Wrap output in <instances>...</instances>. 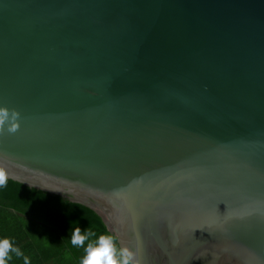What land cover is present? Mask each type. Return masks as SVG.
I'll use <instances>...</instances> for the list:
<instances>
[{"label": "water", "instance_id": "1", "mask_svg": "<svg viewBox=\"0 0 264 264\" xmlns=\"http://www.w3.org/2000/svg\"><path fill=\"white\" fill-rule=\"evenodd\" d=\"M5 110L0 171L136 264H264V0H0Z\"/></svg>", "mask_w": 264, "mask_h": 264}, {"label": "trees", "instance_id": "2", "mask_svg": "<svg viewBox=\"0 0 264 264\" xmlns=\"http://www.w3.org/2000/svg\"><path fill=\"white\" fill-rule=\"evenodd\" d=\"M75 227L87 236L82 246L71 243ZM101 235L120 249L91 207L10 178L0 186V241H9L10 264H81L87 246ZM38 236H43L40 243Z\"/></svg>", "mask_w": 264, "mask_h": 264}, {"label": "clouds", "instance_id": "3", "mask_svg": "<svg viewBox=\"0 0 264 264\" xmlns=\"http://www.w3.org/2000/svg\"><path fill=\"white\" fill-rule=\"evenodd\" d=\"M12 115L18 119L19 114L15 110H5L0 112V118L4 121ZM17 126L8 129L10 132H15ZM7 180V176L3 171H0V186H3ZM86 235L81 234V229L75 227L72 230L71 243L74 246L84 245ZM10 248L8 240L0 241V264H4V256ZM81 264H136L135 253L128 247H122L119 250L115 247L111 237L101 235L95 245H88L85 250V256L82 258Z\"/></svg>", "mask_w": 264, "mask_h": 264}, {"label": "crops", "instance_id": "4", "mask_svg": "<svg viewBox=\"0 0 264 264\" xmlns=\"http://www.w3.org/2000/svg\"><path fill=\"white\" fill-rule=\"evenodd\" d=\"M10 264L11 263V259H10V253H6L4 256V264Z\"/></svg>", "mask_w": 264, "mask_h": 264}, {"label": "rangeland", "instance_id": "5", "mask_svg": "<svg viewBox=\"0 0 264 264\" xmlns=\"http://www.w3.org/2000/svg\"><path fill=\"white\" fill-rule=\"evenodd\" d=\"M43 236H38L37 238H36V241H37V243H40L41 242V238H42Z\"/></svg>", "mask_w": 264, "mask_h": 264}]
</instances>
